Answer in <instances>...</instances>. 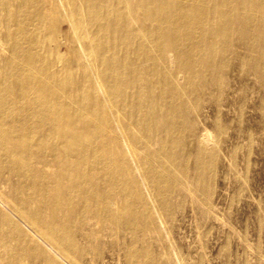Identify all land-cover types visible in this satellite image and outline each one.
Instances as JSON below:
<instances>
[{"label":"bare ground","instance_id":"bare-ground-1","mask_svg":"<svg viewBox=\"0 0 264 264\" xmlns=\"http://www.w3.org/2000/svg\"><path fill=\"white\" fill-rule=\"evenodd\" d=\"M226 164L264 177V0H0V264H173Z\"/></svg>","mask_w":264,"mask_h":264},{"label":"rangeland","instance_id":"rangeland-1","mask_svg":"<svg viewBox=\"0 0 264 264\" xmlns=\"http://www.w3.org/2000/svg\"><path fill=\"white\" fill-rule=\"evenodd\" d=\"M256 172L251 171L248 182L242 164L237 169L226 164L220 174L216 210L212 216L201 221L190 212L189 216L182 218L179 215L173 220L176 232L167 236L165 241L167 245L180 249L174 254L173 264H264V235L258 231L259 220H264L261 203L264 177L257 179L259 174ZM237 191L241 192L239 206L229 212L231 196ZM104 264L127 263L123 257L111 259L108 256Z\"/></svg>","mask_w":264,"mask_h":264}]
</instances>
